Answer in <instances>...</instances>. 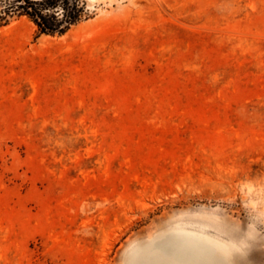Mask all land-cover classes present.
I'll return each instance as SVG.
<instances>
[{
    "label": "rangeland",
    "instance_id": "1",
    "mask_svg": "<svg viewBox=\"0 0 264 264\" xmlns=\"http://www.w3.org/2000/svg\"><path fill=\"white\" fill-rule=\"evenodd\" d=\"M84 2L0 26V264H146L175 227L264 264V0Z\"/></svg>",
    "mask_w": 264,
    "mask_h": 264
},
{
    "label": "bare ground",
    "instance_id": "2",
    "mask_svg": "<svg viewBox=\"0 0 264 264\" xmlns=\"http://www.w3.org/2000/svg\"><path fill=\"white\" fill-rule=\"evenodd\" d=\"M148 247L146 264L233 263L229 247L213 237L183 227H175L166 234L154 238ZM145 254L147 253L143 255Z\"/></svg>",
    "mask_w": 264,
    "mask_h": 264
},
{
    "label": "trees",
    "instance_id": "3",
    "mask_svg": "<svg viewBox=\"0 0 264 264\" xmlns=\"http://www.w3.org/2000/svg\"><path fill=\"white\" fill-rule=\"evenodd\" d=\"M86 13L84 0H0V26L27 17L40 33H63Z\"/></svg>",
    "mask_w": 264,
    "mask_h": 264
}]
</instances>
